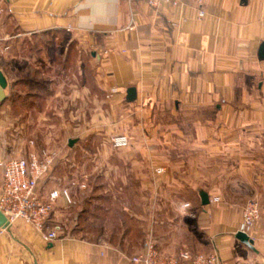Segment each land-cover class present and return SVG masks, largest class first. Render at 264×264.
Returning a JSON list of instances; mask_svg holds the SVG:
<instances>
[{
	"label": "crops",
	"instance_id": "obj_1",
	"mask_svg": "<svg viewBox=\"0 0 264 264\" xmlns=\"http://www.w3.org/2000/svg\"><path fill=\"white\" fill-rule=\"evenodd\" d=\"M199 6L0 0L1 127L47 129L53 146L76 139L68 160L95 146L98 161L133 165L103 169L97 186L72 179L73 203L59 198L49 220L63 226L59 237L19 221L0 235V264H131L152 230L163 254L264 264V0H203L201 19ZM117 134L130 137L121 152L111 147ZM250 201L260 205L247 233L254 248L236 237Z\"/></svg>",
	"mask_w": 264,
	"mask_h": 264
},
{
	"label": "built area",
	"instance_id": "obj_2",
	"mask_svg": "<svg viewBox=\"0 0 264 264\" xmlns=\"http://www.w3.org/2000/svg\"><path fill=\"white\" fill-rule=\"evenodd\" d=\"M155 9L162 6L179 7L183 0H146ZM198 17H205L206 10L203 0H199ZM176 25V23H174ZM114 148L122 149L130 146L127 134L112 136ZM57 154L51 150L31 152L25 157H10L0 161L2 179L0 180V211L7 217L11 226L22 221L32 226L43 235L46 241H54L63 231V226H50L49 220L57 200L65 198L69 204L73 203V196L69 186H55L47 195L43 193L40 183L50 175L56 165ZM164 168H157L158 174ZM85 187V185H82ZM218 199V198H217ZM186 212L190 203H184ZM260 217V205L257 201L248 202L243 209L241 231L248 233ZM7 232L0 227V235ZM131 264H219L218 254H193L185 250L178 254H163L158 248V241L153 234L148 236L147 242L140 252L128 258Z\"/></svg>",
	"mask_w": 264,
	"mask_h": 264
},
{
	"label": "rangeland",
	"instance_id": "obj_3",
	"mask_svg": "<svg viewBox=\"0 0 264 264\" xmlns=\"http://www.w3.org/2000/svg\"><path fill=\"white\" fill-rule=\"evenodd\" d=\"M73 62V71L79 72V65L75 63V60ZM4 67L8 71H15L18 68V64L17 62L12 61L11 65L5 64ZM86 71H88V69ZM88 72H90V70ZM14 113L15 111L11 112L10 115H8V117L10 116L11 121L15 120L16 118ZM1 114L2 113H0V116ZM3 117L6 118V115H4ZM46 131L47 129L44 128H36L34 130H30L26 136H23L20 133V130L16 128L11 127L10 129H5L0 125V161L8 157H25L31 152H42V150L52 151L55 148H59V152L57 151L58 153L56 165L52 170V176L54 177L53 182H51L52 179L50 180L48 178L46 179V182L41 185L44 194H47L53 186L70 185L72 179L74 178H77L80 184L86 183L88 186H97V184H100L101 181L99 180L100 178L98 179L97 177L98 172H103V169L105 172H113L114 168L119 167L121 172H129V170L133 168L132 162L128 161L127 159H119V157L116 156L115 159L111 158L109 161H107L109 163H103L101 160L98 161L95 146H91L90 148H88V150L78 148L77 152L74 154L73 160H68L71 154H67V159L63 156L66 152L71 153L69 144L64 143L63 145L59 146L50 145L45 141ZM29 147L33 149L30 150ZM111 147L114 150L120 152L128 148L116 149L113 147L112 143ZM154 170L155 172H157V168H155ZM73 173H76L77 176L74 177ZM81 176L84 178L83 182L78 179ZM1 179L2 171L0 169V180ZM90 196H93V192L80 194L79 206L85 205V200H88ZM135 234L136 236H139V234L141 233L138 230L137 232H135ZM150 234H153L155 236L153 230L148 232L147 235H145L146 238L143 241L144 246Z\"/></svg>",
	"mask_w": 264,
	"mask_h": 264
},
{
	"label": "water",
	"instance_id": "obj_4",
	"mask_svg": "<svg viewBox=\"0 0 264 264\" xmlns=\"http://www.w3.org/2000/svg\"><path fill=\"white\" fill-rule=\"evenodd\" d=\"M258 57L260 60H264V42L261 43ZM8 87L7 78L2 70H0V106L7 99L6 89ZM128 99L133 101L136 99V88L131 87L128 90ZM76 139H71L69 141L70 146H73L76 143ZM203 204H208L209 198L206 193H201ZM0 227L6 229L7 231H11V224L9 223L7 217L0 211ZM236 237L244 244L249 246L250 248H254V240L243 231H239Z\"/></svg>",
	"mask_w": 264,
	"mask_h": 264
}]
</instances>
